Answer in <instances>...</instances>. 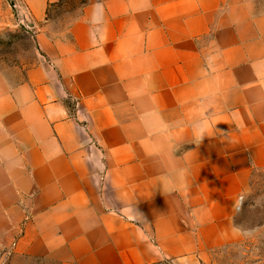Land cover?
<instances>
[{"label": "crops", "instance_id": "0c3cea01", "mask_svg": "<svg viewBox=\"0 0 264 264\" xmlns=\"http://www.w3.org/2000/svg\"><path fill=\"white\" fill-rule=\"evenodd\" d=\"M0 60V264H217L264 174V0H96Z\"/></svg>", "mask_w": 264, "mask_h": 264}, {"label": "rangeland", "instance_id": "374dc122", "mask_svg": "<svg viewBox=\"0 0 264 264\" xmlns=\"http://www.w3.org/2000/svg\"><path fill=\"white\" fill-rule=\"evenodd\" d=\"M96 0H55L47 8L49 28L62 33ZM31 14L22 0H0V60L6 68L21 66L23 76L37 61ZM238 225L245 241L221 251L217 264H264V174L253 181L242 202ZM164 264H170L165 262Z\"/></svg>", "mask_w": 264, "mask_h": 264}]
</instances>
